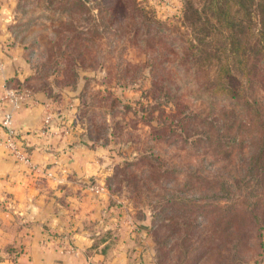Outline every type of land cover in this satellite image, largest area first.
<instances>
[{
    "label": "rangeland",
    "instance_id": "rangeland-1",
    "mask_svg": "<svg viewBox=\"0 0 264 264\" xmlns=\"http://www.w3.org/2000/svg\"><path fill=\"white\" fill-rule=\"evenodd\" d=\"M135 1L139 11L133 22L125 18L131 13L122 10V0H84L86 10L79 14L72 0H18L10 27L14 52L27 60L29 73L11 87L22 89L23 96L51 98L60 116L79 122L84 146L100 160L106 197L92 191L85 198L104 207L94 211V222L79 227L98 234L93 240L97 246L106 242L109 249L127 250L126 256L136 251L138 258L149 252L150 264H264V166L256 165H264V72L257 73L247 117L231 100L213 101L197 92V86L189 88L188 74L172 79L170 87L184 97V104L214 117L213 123L220 120L226 137L219 143L229 137L225 156L203 144L204 128L194 123L190 129L198 138L171 127L184 138L166 144L151 141L147 125L169 121H158L152 112L156 100L149 95L146 41L156 45L154 37L160 32L163 39L184 47L191 33L182 21L184 0ZM153 21L163 31H156ZM262 59L264 63V54ZM127 65L142 66L140 74L117 82L112 73ZM157 102L165 103L164 98ZM218 111L224 116L214 114ZM171 112L172 106L165 111ZM154 168L161 178L152 175ZM179 222H190V232L179 225L172 236L171 225ZM17 252L13 244L5 245L0 264H15Z\"/></svg>",
    "mask_w": 264,
    "mask_h": 264
},
{
    "label": "crops",
    "instance_id": "crops-1",
    "mask_svg": "<svg viewBox=\"0 0 264 264\" xmlns=\"http://www.w3.org/2000/svg\"><path fill=\"white\" fill-rule=\"evenodd\" d=\"M17 2L0 0V99L10 81H23L29 74L27 60L14 52L17 44L10 33ZM20 95L13 125L34 168L16 162L0 144V250L13 244L18 250L15 264H150L149 252L138 258L136 251L126 256L127 250L109 249L106 242L97 246L93 240L98 234L92 236L86 227H79L94 222V211L104 207L85 198L92 191L106 197L100 160L54 104ZM10 107L8 101L2 103L0 117ZM47 116L52 120L45 126ZM3 137L0 130V142Z\"/></svg>",
    "mask_w": 264,
    "mask_h": 264
},
{
    "label": "trees",
    "instance_id": "trees-1",
    "mask_svg": "<svg viewBox=\"0 0 264 264\" xmlns=\"http://www.w3.org/2000/svg\"><path fill=\"white\" fill-rule=\"evenodd\" d=\"M53 1L60 3L61 0ZM122 1V10L131 13L125 18L134 22L139 11L136 1ZM72 9L77 14L84 12L86 10L84 0H72ZM182 21L191 33V40H187L188 43L184 47H179L172 39H163L160 32L154 37V42L158 46L152 44L149 39L146 41V46L150 49V53L145 55L146 61L144 62L147 65L151 83L149 95L156 100L152 112L153 114L157 113L158 121L161 118L169 121L168 125L164 123L157 124L156 127L147 125L150 129L149 137L151 141L157 143H169L172 138L181 135L171 128L176 127L185 136H189L193 132L191 136L198 138L200 137L198 133L196 134L193 129H190L191 124L194 123L195 127L204 128L201 134L205 141L203 144L208 149L214 150V153L219 150L217 155L225 156L227 153L225 146L228 145L229 137L226 144L224 143L225 145L219 143L220 138L225 136L221 132L220 120L216 119L213 123L214 117L210 118L199 112H194L191 107L184 104L182 101L184 97L173 92L170 84L172 79L176 78L174 75L186 73L189 77V88L193 89L197 86V92L209 96L213 101H215L214 98L223 101L231 100L234 105L236 103L243 108L246 117L249 116L255 100L253 94L257 85L255 79L258 81L257 73L259 75V72H264V63L262 62V54H264V0H200L198 6L193 0H184ZM153 23L156 31H163V26L154 21ZM133 32L135 34L136 30ZM174 33H176L175 30L168 34ZM178 52L179 54H177ZM176 55L177 59L170 65V69H174L172 72L168 69V64ZM141 67L127 65L116 75L112 73V77L115 76L117 82L129 80V78L132 80L140 74ZM131 69L132 72H130ZM129 73H132L131 77H129ZM108 74L110 73L108 72ZM14 82L17 81H10L8 84L10 89L9 87L7 89L19 95L23 94V90L19 87H11ZM262 82L264 83V80ZM41 96L45 102L54 104L48 96L43 94ZM160 98H164V104L157 102ZM162 106L165 107V110L161 108ZM170 106L173 107V112L166 114L165 111ZM214 114L224 116V111ZM74 127H77L76 131L80 130L79 137L83 136L84 131L79 122H75ZM227 129L229 131V127ZM181 137L184 138L182 135ZM184 140L186 142V139ZM261 141L260 150L264 160V130ZM256 165L257 168L264 166L259 162ZM157 172L154 168L151 173L161 178L163 175H158ZM166 219L172 221L170 218ZM218 224L224 223L218 222ZM179 225H184L187 232H190L188 231V227H191L190 222H179L171 225L172 236L179 229Z\"/></svg>",
    "mask_w": 264,
    "mask_h": 264
},
{
    "label": "built area",
    "instance_id": "built-area-1",
    "mask_svg": "<svg viewBox=\"0 0 264 264\" xmlns=\"http://www.w3.org/2000/svg\"><path fill=\"white\" fill-rule=\"evenodd\" d=\"M21 98V95L7 89L5 94L0 99V105L5 101H8L11 105L10 109L3 112L2 116L0 117V130L3 131L4 134L0 144L16 162L27 166L29 169H33L34 165L31 162L29 153L22 143L20 132L13 125L14 114L18 109ZM51 120L52 117L47 116L44 121L45 126L50 124ZM50 133H45V135L48 136ZM48 175L50 176V174Z\"/></svg>",
    "mask_w": 264,
    "mask_h": 264
}]
</instances>
